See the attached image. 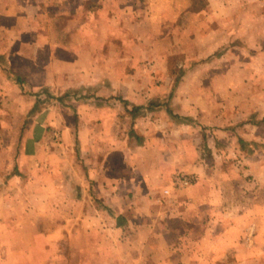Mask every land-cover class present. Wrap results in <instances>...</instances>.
I'll return each instance as SVG.
<instances>
[{"label": "crops", "instance_id": "0c3cea01", "mask_svg": "<svg viewBox=\"0 0 264 264\" xmlns=\"http://www.w3.org/2000/svg\"><path fill=\"white\" fill-rule=\"evenodd\" d=\"M207 2L195 12L190 0H0L1 80L10 74L17 83L66 92L79 86L76 98L87 100H75L73 116L42 109L19 125L11 117L0 121V264H264V197L255 201L264 187L250 189L252 203L244 205L229 198L238 190L207 181L218 171L207 168L209 154L220 157L219 145L237 147L234 127L223 119L230 122L236 109L222 116L209 102L204 108L190 101L200 109L194 111L188 100L178 101L216 96L227 108L230 94H191L187 73L172 104L153 110L144 98L160 95L152 82L161 78L137 73L144 56L160 57L151 45L165 42L186 60L228 49L212 62L234 66L239 47L251 51L247 63L264 60V0ZM198 16L212 25L198 20L192 37ZM131 66L136 70L124 73ZM224 77L205 73L198 80ZM145 80L149 90L141 89ZM88 86L100 89L77 94ZM145 111L156 117H143ZM261 126L245 125L244 136ZM179 173L194 182L175 185Z\"/></svg>", "mask_w": 264, "mask_h": 264}, {"label": "rangeland", "instance_id": "374dc122", "mask_svg": "<svg viewBox=\"0 0 264 264\" xmlns=\"http://www.w3.org/2000/svg\"><path fill=\"white\" fill-rule=\"evenodd\" d=\"M63 20L65 19L61 18L60 22ZM198 20L203 22V27L204 25L207 27L212 25V23L209 20H206L204 17L203 19L199 16L195 17V19L193 17L191 19L192 37L198 34ZM158 39L159 38H156L155 40ZM161 42L165 41L160 39L159 44ZM0 45H6V41H0ZM151 46L153 48L152 52L158 53L161 58L158 57L156 59L154 55L151 57L144 56L139 61V64H136L139 66L137 73L142 75L150 74L164 79L165 81L155 78V80L152 82L153 87L158 88L159 91L157 89L155 91H158L157 93L160 95L162 93H170L168 96L159 95L152 98H144L145 104L149 107H153V110L161 105H166L169 107L170 104H172V95L177 88L180 89L182 86V81L180 80L182 76L187 73L192 75V79L190 82H186L185 88L187 89L186 91L190 92L191 94L192 92L189 90H194V93L198 94L199 89L212 92L213 95L215 90H222L225 93L227 91L228 94H230L228 97L223 98L224 101L229 103V106L222 102L227 108H222L217 105V101L220 98H217L216 96L209 98L201 95L194 98L180 97L178 98V101L183 103L184 101L188 100V103L185 104V107L187 106V109H193L194 111L195 109H200L193 106V104L190 106L191 102L194 101L198 103V105L202 104L204 108H208L209 102L210 108H214L212 112L214 113L216 110H219V115L222 116L227 115L226 113H229V107H231V105H233L232 108L236 109H232V115H230V117L228 116L230 122L227 120V117H223V119L224 121L226 120L224 124L229 125L232 123V127H234L230 135L233 136V140H237V147L234 145V143L232 146L226 144L219 145V151L221 155L220 157H215L214 154L212 155L208 153V144H205L206 152L209 154L208 159L210 160L207 162V168L218 170L217 174L213 173L210 175V179H207V181H209L208 184L214 183L217 186H222L224 191H232L234 189L238 190L239 195L233 196V194L229 192V198H232L231 201L233 202L242 200L241 203L244 205L247 203H252L250 189L260 186L264 187V97L260 98L261 96H256L258 93H262V95H264V64L262 63L264 60L260 59L255 63V65L247 63L246 58L250 57L247 55V52L251 53V51H247V49L244 50L242 47H239L238 49L234 50V55L237 57L238 61L237 64L233 63L234 66H231V63L229 62L230 60H227L226 62L225 60H222V62H217V64L214 65L212 62L213 59L217 58V56L220 57L221 54L224 55L226 52H228V49L220 50L206 59L199 58V56L197 57L196 54L195 57L193 55L194 58L186 60L185 54L180 51V47L167 45V42L162 45L163 47H160L161 45ZM157 47H159V49ZM193 52V50L190 51L192 54ZM3 58L5 59L4 56ZM207 62L210 63L206 65L205 63ZM201 63L203 66H197ZM123 70L124 73H132L134 70H136V67L131 66L128 69ZM205 73L227 75L228 77H224L219 82L213 80L199 81L198 75ZM10 77V74H8L7 79L1 80L0 78V110L3 109V114L0 111V121H2L3 116L6 118V121H8L9 117H11V121L18 123L19 125L23 120L26 122L30 121V117L34 114H37V112L42 111V109H47L48 112L53 113V116L56 115L57 117L61 118L63 117L64 110L69 109L73 116V114H76L75 100L87 101L85 98H76L75 95L77 90L75 89L79 88V86H75V89H71V92H66V90L64 91L63 89H50L47 87H42L39 83H34L37 87L32 86L31 84L28 85L25 81L24 83H17ZM233 77L235 80H233ZM13 84L15 86L14 88H11L10 86ZM141 85L144 86L141 89L149 90L151 88L148 86V80L142 82ZM16 87L19 89L17 90V93H15ZM98 89L100 88L95 86L82 87L79 92H77V94L88 96L92 94L93 91L96 92ZM2 91H5V94L2 93ZM18 91L21 93L20 95H18ZM112 101L114 102L112 104L121 105L123 107L125 106V103L118 101V99H112ZM127 104H130V102ZM12 106L17 109V114H14V110H10ZM21 109L28 111L23 112ZM11 112L13 114L10 115ZM196 115L197 118L199 115L197 113ZM143 117L155 118L156 116L152 114V112L146 113L145 111ZM245 125L263 126H261L260 130L256 133L251 132L252 136L249 137L244 136L245 133L242 127ZM235 128H239V130L237 131ZM4 132L5 130L0 128V133L3 136H5ZM224 132L226 131L224 130ZM14 133H17L19 136V131H15ZM226 133L229 135V131ZM255 137L261 138L263 141L260 142L258 140H254ZM220 139L225 140L224 137ZM228 140L230 143V139ZM230 147L233 151L239 148V150L245 154L252 152L255 153L256 150H261V152L259 151L261 154L257 156V159H253L254 157H252V155L243 157L242 154L239 155L237 152H230ZM190 179L193 183L194 178L190 176ZM241 190L243 192H241ZM263 194H261L260 200H255L257 203L262 202L264 197Z\"/></svg>", "mask_w": 264, "mask_h": 264}, {"label": "built area", "instance_id": "2783aa9c", "mask_svg": "<svg viewBox=\"0 0 264 264\" xmlns=\"http://www.w3.org/2000/svg\"><path fill=\"white\" fill-rule=\"evenodd\" d=\"M174 184L177 186H188V185L192 184V181H191L189 175L178 174V175H176V177L174 179ZM166 193H168V191H166Z\"/></svg>", "mask_w": 264, "mask_h": 264}, {"label": "trees", "instance_id": "16d2710c", "mask_svg": "<svg viewBox=\"0 0 264 264\" xmlns=\"http://www.w3.org/2000/svg\"><path fill=\"white\" fill-rule=\"evenodd\" d=\"M191 2V8L195 12H200L204 10L208 4L207 0H190Z\"/></svg>", "mask_w": 264, "mask_h": 264}]
</instances>
